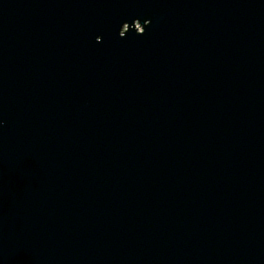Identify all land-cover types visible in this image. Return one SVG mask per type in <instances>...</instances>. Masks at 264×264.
<instances>
[{
    "label": "water",
    "instance_id": "obj_1",
    "mask_svg": "<svg viewBox=\"0 0 264 264\" xmlns=\"http://www.w3.org/2000/svg\"><path fill=\"white\" fill-rule=\"evenodd\" d=\"M0 264H264V0H0Z\"/></svg>",
    "mask_w": 264,
    "mask_h": 264
},
{
    "label": "rangeland",
    "instance_id": "obj_2",
    "mask_svg": "<svg viewBox=\"0 0 264 264\" xmlns=\"http://www.w3.org/2000/svg\"><path fill=\"white\" fill-rule=\"evenodd\" d=\"M138 29L141 30V29H140V26H138Z\"/></svg>",
    "mask_w": 264,
    "mask_h": 264
}]
</instances>
